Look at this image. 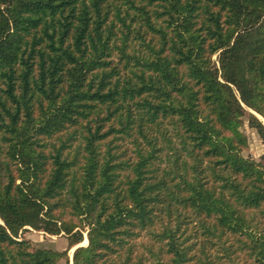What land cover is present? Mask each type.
Returning a JSON list of instances; mask_svg holds the SVG:
<instances>
[{
	"label": "trees",
	"instance_id": "trees-1",
	"mask_svg": "<svg viewBox=\"0 0 264 264\" xmlns=\"http://www.w3.org/2000/svg\"><path fill=\"white\" fill-rule=\"evenodd\" d=\"M255 114L264 0H0V264H264Z\"/></svg>",
	"mask_w": 264,
	"mask_h": 264
},
{
	"label": "rangeland",
	"instance_id": "rangeland-1",
	"mask_svg": "<svg viewBox=\"0 0 264 264\" xmlns=\"http://www.w3.org/2000/svg\"><path fill=\"white\" fill-rule=\"evenodd\" d=\"M216 57L213 56V59H215ZM251 111V110H248ZM252 112V111H251ZM260 120H263V118L258 115L255 114ZM243 124L241 126V132L246 136L247 138V145L242 149V155L251 159H254L256 161H259L261 159V157L264 155V142L261 140V138L259 137V135L256 133V131L249 127L247 124L246 119H243ZM119 146L118 150H122L120 149V147L128 149L129 148V144L127 143L126 140H122V141H117L116 142ZM167 145H162L163 148V152L167 151ZM84 239H86V231L83 234ZM18 239H26L29 240L30 242H32L33 244H37L40 246H45V247H51L53 249H57V250H65L67 248V240L65 235L58 234H49L47 232L44 231V229L42 227H32V226H26L24 230L20 231V233L18 234ZM142 239H140L139 242H141ZM82 246H84L83 244H80ZM87 245V244H85ZM75 247L68 250L67 251V261L66 260H60L57 264H72V257H73V251H74ZM139 251L141 250V247L138 246Z\"/></svg>",
	"mask_w": 264,
	"mask_h": 264
},
{
	"label": "bare ground",
	"instance_id": "bare-ground-1",
	"mask_svg": "<svg viewBox=\"0 0 264 264\" xmlns=\"http://www.w3.org/2000/svg\"><path fill=\"white\" fill-rule=\"evenodd\" d=\"M81 244H83V245L87 244V238L84 239V240L81 242Z\"/></svg>",
	"mask_w": 264,
	"mask_h": 264
}]
</instances>
